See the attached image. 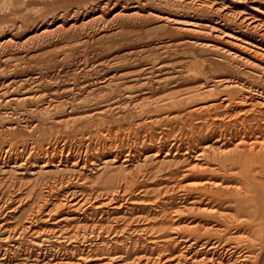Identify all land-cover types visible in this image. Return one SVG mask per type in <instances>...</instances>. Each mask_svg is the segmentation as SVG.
Returning <instances> with one entry per match:
<instances>
[{
    "label": "rangeland",
    "instance_id": "374dc122",
    "mask_svg": "<svg viewBox=\"0 0 264 264\" xmlns=\"http://www.w3.org/2000/svg\"><path fill=\"white\" fill-rule=\"evenodd\" d=\"M92 1L66 0L54 4L51 0H0V38L5 32H12L10 35L17 43L0 48V263L96 264L102 261L97 264H163L165 261L166 264H264V200L260 196L264 193V174L255 178L253 171V175L245 173L250 166L242 156H236L237 160L231 159L230 162L217 159L221 165L211 163L212 159L206 160V164L211 163V166L210 171L203 175L193 174L188 169L190 163L197 160L203 146L213 144L224 149L226 145L231 148L238 143L251 144V141V145L255 146L263 142L264 137L245 131L242 123L244 117L233 119L219 112L210 117L205 114L191 117L189 112L194 110V104L183 107L179 104L180 98H168L169 90L183 87L188 82L208 80V85H212L214 79L223 76L248 85L260 83L262 71L254 65L263 66L264 55L255 53V49L252 52L248 48L242 49L243 46L221 34L210 35L208 29L204 33L198 32L199 36H192V40H205L211 45L226 47L232 53L246 55L245 58L252 64L237 60L227 62L222 52L189 47L186 43L188 30L170 29L166 33H153L147 27L155 22L118 24L113 23L111 18L107 20L110 29L106 24H101L83 34H63L52 39L26 41L27 33L47 15L74 8V5L85 9ZM181 8L158 6L159 10H156L167 11L182 20L198 16L206 20L210 17L207 12ZM102 26L107 28L104 30ZM122 28L127 31L116 34ZM161 43L170 45L157 47ZM39 52L42 55H36ZM212 62L216 65H212ZM156 74L159 76L156 77ZM112 76L124 80L117 87L110 86L108 94L94 92L96 87ZM125 91L131 94L133 103L111 108L110 95L123 99ZM147 91L155 96L153 99L157 105L153 103L148 107L137 104L140 95ZM239 92L235 90L234 95L239 96ZM70 96H73L71 101L76 97L73 100L74 110L66 104L55 107L57 101L64 102ZM83 97L92 100L85 103ZM150 112L154 113L152 117L148 115ZM17 113L29 116L30 121L38 122L44 130L42 139L36 140L32 147L29 146L32 138L29 135L26 142L8 139L4 127L14 121ZM7 150L11 155L4 157ZM159 151L158 158L152 157ZM168 152L169 163L164 158ZM73 159L80 164L73 167ZM47 161L50 163L44 168L43 164ZM68 161L71 163L67 164ZM209 181H212L211 184H208ZM213 182L229 188L239 187V184L243 187L245 182V191L242 194L236 190V194L233 191L227 196L221 192L211 194L212 191L204 188ZM246 193H250L249 196ZM206 208L215 210L222 218L216 214L206 217L202 212ZM181 248L185 251L181 252ZM169 250L171 252L167 253ZM209 254L212 261L208 258ZM131 257H134L133 262ZM96 259L98 261L95 262Z\"/></svg>",
    "mask_w": 264,
    "mask_h": 264
},
{
    "label": "bare ground",
    "instance_id": "6f19581e",
    "mask_svg": "<svg viewBox=\"0 0 264 264\" xmlns=\"http://www.w3.org/2000/svg\"><path fill=\"white\" fill-rule=\"evenodd\" d=\"M51 3H56L59 4V2H64L66 0H51ZM82 2V0H81ZM80 2V3H81ZM90 2V1H89ZM92 4H89L88 6H86L85 9H80L78 7H76V5H74V8L68 9V10H60L57 13H51L49 15H45L46 17H44V19H40L41 21L39 23H37L35 25V27L30 30L26 37L28 42H32V41H39L42 39H52L54 37H58V36H64L63 34H74V33H78L81 34L84 31H87L89 29L95 28L100 26L101 24H106L105 26H107V20L109 18H111V21L113 23H118V24H126V22H147V21H152L154 24L147 27L149 29L153 30V33H166V32H170V29H173V31L179 29V30H188L186 31L187 34V39H186V43L189 47L193 48H198V49H203V50H215L217 52H222V54H224L226 56V61L229 62V60H237L240 62L243 61H247L250 63V65L252 64L248 59L245 58V56L243 54L238 55L237 52L236 53H232V51L225 49V48H220L216 45H211L207 42L200 41V40H192V36H199L198 32H202L204 33L205 29H208V34H221V36L226 37V38H230L233 39L234 42H237V45L243 46L241 47L243 48H248V51H251L252 49L257 50V52L255 51V53H261V55H264V0H99L97 1V3H95V0L92 1ZM47 3V2H46ZM50 3V4H51ZM67 3V2H66ZM75 3V2H74ZM79 3V4H80ZM84 3V1H83ZM86 3V2H85ZM95 3V4H94ZM61 4V3H60ZM38 6V5H36ZM43 6V5H42ZM47 6V5H46ZM49 6V5H48ZM52 6V5H51ZM160 7H166L168 9H173V8H179V7H185L189 8V9H196L198 10L200 13L201 12H207L208 15L210 13V17L208 16V18L206 20H201L198 17L197 18H190V19H186V20H182V19H177L176 17L171 16L169 13H167V11L161 12V11H157L156 9H158ZM50 7V6H49ZM81 7V6H80ZM82 8V7H81ZM84 8V7H83ZM181 8V9H182ZM159 10V9H158ZM163 10V9H162ZM164 11V10H163ZM54 12V11H53ZM198 12V13H199ZM48 13V12H47ZM199 13V14H200ZM44 16V15H43ZM195 16V15H194ZM193 16V17H194ZM202 17V16H201ZM41 18V17H40ZM182 18V17H181ZM148 23V22H147ZM115 26V25H114ZM143 26V24H142ZM103 27V26H102ZM108 27V26H107ZM105 27V28H107ZM20 28V26H19ZM104 28V27H103ZM104 28V30H105ZM109 28V27H108ZM118 28V27H117ZM141 28V27H140ZM139 28V30H140ZM99 29V28H98ZM110 29V28H109ZM137 29V28H136ZM16 30V29H15ZM102 30V28H101ZM107 30V29H106ZM131 30V29H130ZM129 30V31H130ZM12 31V29H11ZM117 31V30H116ZM116 31L114 33H116ZM126 29L122 30H118V33H123L126 32ZM134 31V30H132ZM178 31V30H177ZM15 32V31H14ZM98 32V31H97ZM102 32V31H101ZM6 34H4L1 38H0V48L3 47H10L12 45L17 44L15 42V38L14 36L10 35L9 32L7 34V32H5ZM106 33V32H105ZM113 33V35H114ZM198 33V34H197ZM83 34V33H82ZM104 34V33H103ZM109 34V33H108ZM112 34V32L110 33ZM109 34V35H110ZM207 34V32L205 33ZM91 35V34H90ZM100 35V34H99ZM102 35V34H101ZM107 35V33H106ZM122 35V34H121ZM69 36V35H68ZM76 36V35H75ZM114 37V36H113ZM101 39V38H100ZM104 38L102 37V40ZM108 39V38H107ZM111 39V38H110ZM109 39V40H110ZM197 39V38H196ZM225 39V38H224ZM112 40V39H111ZM202 40V39H201ZM83 41V39L81 40ZM90 41V40H89ZM97 41V40H96ZM107 41V40H106ZM18 42V41H17ZM20 42V41H19ZM101 42V41H100ZM167 42V41H166ZM88 43V42H86ZM169 43V42H167ZM167 43H161L159 44V48H163L166 47L170 44L167 45ZM185 43V44H186ZM211 43V42H210ZM239 43V44H238ZM217 44V43H216ZM234 45V43H231ZM184 45V44H183ZM236 45V44H235ZM63 46V45H62ZM152 46V45H151ZM156 47V46H155ZM229 47V46H228ZM152 48V47H150ZM153 49V48H152ZM156 49V48H154ZM197 49V50H198ZM240 49V47H239ZM127 50V49H126ZM125 50V52H126ZM129 50V49H128ZM132 50V49H131ZM136 50V49H135ZM148 50V48H147ZM195 50V49H194ZM246 50V49H245ZM143 51H145V49H143ZM196 51V50H195ZM235 51V50H234ZM243 51V50H241ZM247 51V52H248ZM253 51V50H252ZM251 51V52H252ZM124 52V51H123ZM151 52V51H150ZM198 52V51H197ZM202 52V51H201ZM120 53V52H119ZM133 53V52H132ZM148 53V52H147ZM240 53V52H239ZM243 53V52H242ZM35 54V53H34ZM98 54V53H97ZM118 54V53H117ZM124 54H128V53H124ZM216 54V53H215ZM220 54V55H222ZM248 54V53H247ZM36 55H42V52H39ZM119 55V54H118ZM129 55V54H128ZM133 55V54H132ZM219 55V53H218ZM244 57H243V56ZM256 55V54H255ZM259 55V54H257ZM67 56V55H66ZM125 56V55H124ZM114 57V56H113ZM122 57V56H121ZM120 57V58H121ZM126 57V56H125ZM117 58V56H116ZM214 58V57H213ZM225 58V57H224ZM249 58V57H248ZM251 58V57H250ZM263 58V56L261 57ZM78 59V58H77ZM264 59V58H263ZM207 60V59H206ZM216 60V59H215ZM218 60V59H217ZM225 61V60H224ZM253 61V60H252ZM209 62V61H208ZM235 62V61H234ZM54 63V62H53ZM71 63V62H70ZM211 63V62H210ZM215 63V62H214ZM231 63V62H230ZM244 63V62H243ZM242 63V64H243ZM172 64V63H171ZM208 64V63H206ZM232 64V63H231ZM230 64V65H231ZM246 64V63H245ZM160 65V64H159ZM212 65H216L213 64ZM233 65V64H232ZM241 65V64H240ZM239 65V66H240ZM249 65V64H248ZM249 65V66H250ZM223 66V65H222ZM225 66V65H224ZM223 66V67H224ZM253 66V65H252ZM257 67H260L262 73H261V80H259L260 83L254 84H245L238 82L236 79L232 78V77H219L214 79V83L212 85H208V80L207 81H198V82H192L189 84H185V86L180 87V88H176V89H172L169 90V94H168V98L170 99H176V97L180 98L179 100V104L180 105H184V106H190L191 104H194V110L189 112L191 117L192 116H197L201 114H205L207 117H210L211 114H214L216 112H219L220 114H227V116L229 118H233V119H237V118H242L243 119V128L245 131L250 132V135L253 134H258V136H261L262 138L264 137V65H254ZM160 67V66H159ZM166 67V66H165ZM233 67V66H231ZM235 67V66H234ZM245 67V66H244ZM248 67V66H247ZM167 68V67H166ZM236 68V67H235ZM241 68V67H240ZM238 68V69H240ZM243 68V67H242ZM246 68V67H245ZM255 68V67H254ZM249 69V68H248ZM257 69V68H256ZM203 70V69H202ZM217 70V69H216ZM236 70V69H235ZM242 70V69H241ZM244 70V69H243ZM246 70V69H245ZM251 70V69H250ZM149 71V70H148ZM167 71V70H166ZM222 71V69H221ZM224 71V70H223ZM227 71V70H226ZM229 71V70H228ZM147 72V71H146ZM154 72V71H153ZM160 72V71H159ZM157 71V73H159ZM173 72V71H172ZM225 72V71H224ZM38 73V72H37ZM164 73V71H163ZM166 73V72H165ZM203 73V72H202ZM249 73H251L249 71ZM255 73V72H254ZM252 73V74H254ZM161 74V73H160ZM225 74V73H224ZM242 74V73H240ZM259 74V73H257ZM145 75V73H144ZM154 75V74H153ZM167 75V74H166ZM175 75V74H174ZM190 75H192L190 73ZM217 75V74H216ZM219 75V73H218ZM217 75V76H218ZM223 75V74H222ZM233 75V74H232ZM150 76V75H149ZM156 77L159 75H155ZM162 76V75H161ZM189 76V75H188ZM200 76V75H199ZM226 76V75H225ZM239 76V75H238ZM243 76V74H242ZM246 76V75H245ZM30 77V76H29ZM28 77V78H29ZM166 77V76H165ZM164 77V78H165ZM168 77V76H167ZM244 77V76H243ZM249 77V76H248ZM251 77V76H250ZM255 77V76H254ZM27 78V77H26ZM36 78V77H35ZM163 78V77H162ZM14 79V78H13ZM25 79V78H24ZM159 79V78H158ZM157 79V80H158ZM168 79V78H167ZM203 79V78H202ZM238 79V78H237ZM248 79V78H247ZM257 79V78H256ZM98 80V79H96ZM106 80V79H105ZM124 79L123 78H115L114 76L108 78L106 81L102 82L98 87H96V89H94L95 93H99L102 92L101 94H108L109 92V87L111 86H116L120 85V83H122ZM146 80V79H145ZM154 80V79H153ZM212 80V79H211ZM18 81V80H17ZM127 81V80H126ZM156 81V80H155ZM163 81V80H162ZM167 80H165L166 82ZM210 81V80H209ZM245 81V80H244ZM257 81V80H255ZM254 81V82H255ZM142 82V81H141ZM165 82L164 85H165ZM213 82V81H211ZM210 82V83H211ZM247 82V81H246ZM10 83V82H9ZM55 83V82H54ZM132 83V82H131ZM138 83V82H137ZM144 84V82H142ZM146 83V82H145ZM250 83V82H249ZM256 83V82H255ZM126 84V83H125ZM158 84V83H157ZM96 85V84H95ZM127 85V84H126ZM146 85V84H145ZM148 85V84H147ZM154 85V83H153ZM221 87H220V86ZM252 85V86H250ZM125 86V85H124ZM158 86V85H157ZM161 86V85H160ZM163 86V84H162ZM170 86V85H169ZM218 86L221 88H218ZM146 87V86H145ZM173 87V86H172ZM56 88V87H55ZM113 88V87H112ZM131 88V87H130ZM151 88V87H150ZM255 88V89H254ZM119 89V87H118ZM124 89V88H123ZM148 89V88H147ZM157 89V88H156ZM159 89V88H158ZM167 89V88H166ZM261 90V92L259 90ZM79 90V89H78ZM77 90V91H78ZM91 90V89H90ZM127 90V89H126ZM129 90V89H128ZM135 90V89H134ZM154 90V89H153ZM152 90V91H153ZM235 90L240 91V95L236 96L234 95ZM76 91V92H77ZM88 91V90H87ZM92 91V90H91ZM120 91V90H119ZM146 91V90H145ZM150 91V90H149ZM159 91V90H158ZM81 92V91H80ZM85 92V91H84ZM121 92V91H120ZM126 93H124V97L123 99L118 98V96L113 97L110 95L109 97V101H110V107L114 108V107H125L129 104H132L133 102L130 99V93H128L127 91H125ZM136 92V91H134ZM143 92V91H142ZM154 92V91H153ZM161 94L162 90L160 91ZM166 92V91H165ZM69 93L71 94V91H69ZM78 93V92H77ZM88 93V92H87ZM238 93V92H237ZM80 94V93H79ZM85 94V93H84ZM112 94V93H111ZM120 94V93H119ZM133 94V93H132ZM135 94V93H134ZM139 94V93H138ZM137 94V95H138ZM167 94V93H166ZM93 95V94H92ZM115 95V94H114ZM165 95V94H164ZM238 95V94H237ZM65 96V95H64ZM81 96V95H79ZM90 96V94H89ZM108 96V95H107ZM158 96V95H157ZM156 96V97H157ZM167 96V95H165ZM30 97V96H29ZM73 97V96H72ZM66 99L64 102H56V106H60L62 104H66L69 105L71 107L72 110H74V106L75 104L73 103L74 99L76 100V97L74 99L71 98ZM101 97V96H100ZM137 97V96H136ZM139 97V95H138ZM153 97H155L153 94H151L150 92L147 91V93H144L142 95H140V97L138 98L137 104H141V105H147L149 107H151V105L153 103H155L156 101L153 99ZM160 96H158L159 98ZM92 98V97H91ZM96 98V97H95ZM164 98V97H163ZM16 99V98H15ZM82 99V98H81ZM84 99V97H83ZM82 99V100H83ZM94 99V98H93ZM101 99V98H100ZM156 99V98H155ZM55 100V99H54ZM92 100V99H91ZM90 98H88L87 100H83L85 103H90L91 102ZM102 100V99H101ZM136 100V99H135ZM161 100V99H159ZM47 101V100H46ZM97 101V100H96ZM165 101V100H164ZM163 101V102H164ZM79 102V101H78ZM83 102V103H84ZM158 102V101H157ZM50 103V102H49ZM49 103H47L49 105ZM161 103V102H160ZM165 103V102H164ZM178 103V102H177ZM197 103V104H195ZM77 104V103H76ZM80 104V103H79ZM82 104V103H81ZM156 104V103H155ZM158 104V103H157ZM156 104V105H157ZM168 104V102H167ZM171 104V102H170ZM55 105V103H54ZM166 105V104H165ZM79 106V105H78ZM77 106V108H78ZM137 106V105H136ZM139 106V105H138ZM183 106V107H184ZM137 108V107H135ZM156 108V107H155ZM175 108V107H174ZM177 108V107H176ZM175 108V109H176ZM182 108V107H180ZM142 109V108H141ZM146 109V108H145ZM162 109V108H161ZM185 109V108H184ZM46 110V109H45ZM150 110V109H148ZM158 110V109H157ZM168 110V109H167ZM191 110V109H190ZM186 111V110H185ZM184 111V113H185ZM28 112V111H27ZM158 112V111H157ZM169 114V113H168ZM71 115V114H70ZM120 115V114H119ZM149 116H153L154 113L150 112L148 114ZM173 115V114H172ZM170 116V115H169ZM188 116V115H186ZM203 116V115H202ZM213 116V115H212ZM217 116V115H216ZM14 117V116H12ZM168 117V116H166ZM177 117V116H176ZM215 117V116H214ZM221 117V116H220ZM146 118V117H145ZM158 118V117H157ZM156 118V119H157ZM190 118V117H189ZM213 118V117H212ZM225 118V117H224ZM228 118V119H229ZM179 119V118H178ZM185 119V118H184ZM197 119V118H196ZM214 119V118H213ZM219 119V117H218ZM222 119V118H221ZM227 119V118H226ZM30 117H26L25 114H21V113H17L14 117V121L12 122H8V124L4 127L7 130V135H8V139L10 141H24L27 140L28 135L31 138V143L29 144V146H34V144L36 143V140H39L41 138L42 133L44 132V130L41 129V124L34 123V121H30ZM60 120V119H58ZM166 120V119H165ZM172 120V119H170ZM195 120V119H194ZM55 121V120H54ZM205 121V120H204ZM216 121V120H215ZM218 121V120H217ZM235 121V120H233ZM240 121V120H239ZM205 122L208 123V121L206 120ZM221 122V121H220ZM203 123V122H202ZM234 123V122H233ZM218 124V123H217ZM223 124V123H222ZM224 125V124H223ZM229 125V124H228ZM236 125V124H235ZM1 126V124H0ZM43 126V125H42ZM219 126V125H218ZM246 126V127H245ZM207 127V126H206ZM209 127V126H208ZM238 127V126H237ZM242 127V126H241ZM240 127V128H241ZM1 128V127H0ZM200 128V127H199ZM210 128V127H209ZM208 128V129H209ZM220 128V126L218 127V129ZM225 128V127H224ZM223 128V129H224ZM233 129V126L231 127ZM205 129V128H204ZM207 129V128H206ZM215 129V128H213ZM216 129V131L218 130ZM197 130V129H196ZM202 130V129H201ZM200 130V131H201ZM226 130V129H224ZM199 131V132H200ZM210 131V130H209ZM207 131V132H209ZM223 131V130H222ZM49 132V131H46ZM52 132V131H51ZM213 132V131H212ZM218 132V131H217ZM211 133V132H210ZM214 133V132H213ZM225 133V132H224ZM229 133V132H228ZM236 133V132H235ZM239 133V132H238ZM253 133V134H251ZM48 133H46L47 135ZM197 134V133H196ZM231 134V133H230ZM246 134V133H245ZM108 135V134H107ZM106 135V136H107ZM201 135V134H200ZM199 135V136H200ZM207 135V133H206ZM210 135V134H209ZM220 135V134H219ZM233 135V134H232ZM241 135V134H240ZM244 135V133L242 134ZM254 135V136H255ZM208 136V135H207ZM218 136V135H217ZM224 136V135H223ZM237 136V135H236ZM235 136V137H236ZM43 137V136H42ZM225 137V136H224ZM228 137V136H227ZM206 138V136H205ZM221 138V137H220ZM231 138V137H230ZM233 138V137H232ZM252 138V136L250 137ZM260 139V137H258ZM42 139V138H41ZM47 139V138H45ZM49 139V138H48ZM264 139V138H263ZM44 140V139H43ZM220 140V139H219ZM230 140V139H229ZM232 140V139H231ZM230 140V141H231ZM47 141V140H46ZM45 141V142H46ZM211 141V140H210ZM241 141V140H240ZM251 141V140H250ZM255 141V140H254ZM39 142H42L41 140ZM44 142V141H43ZM42 142V143H43ZM236 142V141H235ZM244 142V141H243ZM241 142V143H243ZM258 142V141H255ZM13 143V142H12ZM50 143V142H49ZM215 143V142H214ZM218 143V142H217ZM233 142H231L232 144ZM253 143V141H251V144ZM25 144V143H24ZM38 144V143H37ZM164 144V143H163ZM219 144V143H218ZM227 144V142H226ZM230 144V143H229ZM230 144V145H231ZM237 144V143H236ZM248 144V142L244 143V144H237L233 147H226L222 149L220 147H215L213 144L212 145H206L203 146V148H201V153L200 155L197 157V160H194L190 163V165L188 166L189 171H193V174H205L207 172L210 171L209 166H211V163H215L217 162V159L223 160V161H229L231 159H236V156H242L244 157V161L246 162V164H248L249 167V171L247 169V172H250L251 175L252 171L254 173L255 178H258L260 175L264 174V141L263 142H258L257 145H251ZM15 145V143H14ZM22 145V144H21ZM234 145V144H232ZM11 146V145H10ZM28 146V147H29ZM160 146V145H159ZM221 146V145H220ZM12 147V146H11ZM174 147V146H173ZM176 147V146H175ZM8 148V147H7ZM21 148V147H20ZM34 149V148H33ZM132 149V148H131ZM161 149V148H160ZM22 150V149H21ZM138 150V149H137ZM27 151V150H26ZM5 152V151H4ZM160 152H157L156 154L152 155V157L154 158H158L160 156ZM10 153H8V150L4 153V157L8 156ZM142 154V153H141ZM11 155V154H10ZM169 152L165 154V159L167 160V158L169 157ZM63 156V155H62ZM120 156V155H119ZM146 156V155H145ZM176 156V155H175ZM187 155H185L184 157H186ZM195 156V155H194ZM193 156V157H194ZM2 157V156H1ZM69 157V156H68ZM13 158V157H12ZM19 158V157H18ZM41 158V157H40ZM62 158V157H61ZM73 158V156H72ZM119 158V157H117ZM151 158V157H150ZM181 158V157H180ZM195 158V157H194ZM238 158V157H237ZM1 159V158H0ZM148 159V158H146ZM164 159V160H165ZM212 159V160H211ZM10 160V159H9ZM13 160V159H12ZM23 160V159H22ZM71 160V159H70ZM74 160V159H73ZM206 160L210 161V164H206ZM237 160V159H236ZM18 161V160H17ZM75 161V160H74ZM82 161V160H80ZM104 161V160H103ZM113 161H116V159H113ZM155 161V160H154ZM158 161V160H157ZM205 161V162H204ZM15 162V161H14ZM20 162V161H18ZM77 161H75L72 165L73 167L75 165L80 164V162L77 164ZM119 162V161H118ZM126 162V161H125ZM128 162V161H127ZM167 163H169V161H166ZM236 162V161H235ZM239 162V160H238ZM7 163V161H6ZM9 163V162H8ZM49 161H47L46 163L43 164V167L47 168V166L49 165ZM71 163V162H70ZM69 161L67 162V164H70ZM107 163V162H106ZM105 163V164H106ZM111 163V161H110ZM109 163V164H110ZM115 162H113L114 164ZM218 163V162H217ZM220 163V162H219ZM218 163V164H219ZM222 163V162H221ZM22 164V163H21ZM54 164V163H53ZM66 164V162H65ZM66 164V166H67ZM126 164V163H124ZM231 164H235V163H231ZM244 164V163H243ZM25 165V164H24ZM62 165V164H61ZM64 165V164H63ZM221 165V164H219ZM223 165V164H222ZM239 165V164H238ZM245 165V164H244ZM33 166V165H32ZM65 166V165H64ZM65 166V167H66ZM103 166V165H102ZM107 166V165H106ZM111 166V165H110ZM118 166V165H117ZM217 166V165H216ZM229 166V165H228ZM243 166V165H242ZM16 167V166H15ZM20 167V166H19ZM42 167V166H41ZM42 167V168H43ZM70 167V166H68ZM72 167V166H71ZM78 167V166H77ZM98 167V166H97ZM218 167V166H217ZM223 167V166H222ZM251 167H253V169H251ZM43 168V169H44ZM59 168V167H58ZM104 168V167H103ZM108 168V167H107ZM232 168V167H231ZM238 168V167H237ZM247 168V167H246ZM20 169V168H18ZM41 169V168H40ZM39 169V170H40ZM64 169V168H63ZM106 169V168H105ZM187 169V170H188ZM213 169V168H212ZM217 169V168H216ZM219 169V168H218ZM14 170V169H13ZM45 170V169H44ZM43 170V171H44ZM65 170V169H64ZM101 170V169H100ZM103 170V169H102ZM225 170V168H224ZM233 170V169H232ZM244 170V169H243ZM237 171V170H236ZM235 171V172H236ZM219 172V171H217ZM225 172V171H224ZM231 172V171H230ZM216 173V172H215ZM227 173V171H226ZM239 173H242L239 171ZM244 173V172H243ZM242 173V174H243ZM184 174V173H183ZM188 174V173H187ZM210 174V173H209ZM214 174V173H213ZM212 174V175H213ZM248 174V173H247ZM35 175V174H34ZM211 175V174H210ZM222 175H224L222 173ZM32 176V175H31ZM200 176V175H197ZM207 176V175H206ZM220 176V175H218ZM232 176V175H231ZM237 176V175H236ZM253 176V177H254ZM79 177V176H78ZM208 177V176H207ZM212 177V176H211ZM214 177V176H213ZM216 177V176H215ZM238 177V176H237ZM244 177V176H243ZM249 177V176H248ZM31 178V177H30ZM209 178V177H208ZM225 178V177H224ZM234 178V177H233ZM245 178V177H244ZM244 178H240L241 180ZM235 179V178H234ZM239 179V180H240ZM210 180V179H209ZM216 180V179H215ZM230 180H233L232 178ZM230 180L227 182H230ZM246 180V179H245ZM213 181V180H212ZM211 181V182H212ZM218 181V180H217ZM216 181V183H217ZM224 181V180H223ZM237 181V180H236ZM244 181V180H243ZM249 181V180H248ZM205 182V181H204ZM211 182L209 181L208 184H211ZM240 182V181H239ZM247 182V181H246ZM206 183V182H205ZM204 183V184H205ZM238 183V182H237ZM252 183V182H251ZM261 183V181H260ZM213 182V184L211 186L205 187L204 189H208V191H212L210 192L211 194L215 193V192H221L224 193L225 195L228 194L230 195L231 192H235L236 194V190L239 193H242L244 190V185L243 187L240 186L239 187H234V188H229L225 186H223L224 184H215ZM254 184V183H253ZM252 184V185H253ZM229 185V184H228ZM242 185V184H241ZM249 185V184H248ZM255 185V184H254ZM259 185V184H258ZM199 186V185H198ZM201 187H203L202 185H200ZM230 186V185H229ZM237 186V185H236ZM197 187V186H195ZM120 188H122L120 186ZM127 188V187H126ZM199 188V187H198ZM249 188V187H248ZM258 188V187H257ZM123 189V188H122ZM201 189V188H200ZM203 189V188H202ZM251 189V188H250ZM126 190V189H125ZM205 190V192H206ZM204 191V190H203ZM245 191V190H244ZM126 192V191H124ZM255 193V192H254ZM252 193V194H254ZM259 193V192H258ZM123 194V193H122ZM243 194V193H242ZM247 194V193H246ZM250 194V193H248ZM247 194V195H248ZM251 194V195H252ZM218 195V194H217ZM221 194H219L218 196H220ZM223 195V194H222ZM114 196V195H113ZM206 196V195H205ZM227 196V195H226ZM225 196V197H226ZM249 196V195H248ZM254 196H256L254 194ZM263 200H264V193H262L260 195ZM211 197V196H209ZM224 197V198H225ZM214 198V197H212ZM229 198H232L229 196ZM228 199V198H227ZM237 199V198H236ZM255 199V198H254ZM56 200V199H55ZM114 200V199H113ZM225 200V199H224ZM222 199V201H224ZM243 200V199H242ZM211 201V200H210ZM218 201V200H217ZM202 202V201H201ZM209 202V201H208ZM230 202V201H229ZM250 202V201H248ZM253 202V201H252ZM261 202V201H260ZM195 203V202H194ZM240 203V202H239ZM255 203V201H254ZM258 203V202H257ZM241 204V203H240ZM238 204V205H240ZM253 204V203H251ZM262 204L264 205V202H262ZM196 205V204H194ZM210 205V204H209ZM247 205V204H245ZM249 205V203H248ZM208 206V205H207ZM206 206V207H207ZM243 206V205H242ZM255 206V205H254ZM262 206V205H261ZM263 207V206H262ZM249 208V207H248ZM257 208V207H256ZM255 211H258L256 210ZM212 209V208H211ZM195 210V208H193V211ZM200 210V209H198ZM221 210V209H220ZM248 210V209H247ZM246 210V211H247ZM201 211V210H200ZM215 211V210H214ZM208 210L206 209H202V212L204 214H206L207 216H214L216 214V212ZM217 213L218 210H216ZM245 211V210H244ZM245 211V212H246ZM201 212V213H202ZM232 212V211H231ZM249 212V210H248ZM246 212V213H248ZM250 212L254 213L253 210L250 209ZM226 213V212H225ZM235 213V212H234ZM233 213V214H234ZM260 213V212H259ZM264 213V212H263ZM203 214V215H204ZM232 214V213H231ZM217 215V214H216ZM236 215V214H235ZM218 216V215H217ZM220 216V214H219ZM218 216V217H219ZM223 216V215H222ZM231 216V215H230ZM221 217V216H220ZM233 217V216H232ZM236 217V216H235ZM238 217V216H237ZM222 218V217H221ZM229 218V217H228ZM171 222V221H170ZM168 222V223H170ZM85 223V222H84ZM167 223V222H166ZM165 226V225H164ZM176 228V227H175ZM189 228V227H188ZM186 228V229H188ZM193 228V227H192ZM204 230H205V226H203ZM173 228H171L172 230ZM177 229V228H176ZM183 229V228H182ZM184 228V230H186ZM194 229V228H193ZM196 229V228H195ZM201 229V228H200ZM106 230V229H105ZM180 230V228H179ZM177 230V231H179ZM192 230V229H190ZM197 230V229H196ZM199 230V229H198ZM52 231V230H51ZM195 231V230H194ZM193 231V232H194ZM260 231V230H259ZM258 231V232H259ZM196 232V231H195ZM194 232V233H195ZM198 232V231H197ZM26 233V232H25ZM176 233V232H175ZM175 233H173L175 235ZM191 233V232H189ZM263 233V232H262ZM255 234V233H254ZM9 235V234H8ZM171 235V234H170ZM182 235V232L181 234ZM263 235V234H261ZM260 235V236H261ZM176 236V235H175ZM183 236V235H182ZM170 238V237H169ZM173 238V237H172ZM175 238V237H174ZM178 238V237H177ZM182 238V237H181ZM185 238V237H184ZM168 239V238H167ZM170 240V239H169ZM172 240V239H171ZM50 241V240H49ZM179 241V240H178ZM178 241H175L178 242ZM182 242V240H181ZM252 242V241H251ZM173 244V243H172ZM205 244V243H204ZM119 245V243H118ZM127 245V244H125ZM183 245V242H182ZM186 245V243H185ZM188 245V244H187ZM195 246V245H194ZM207 246V245H206ZM188 247V246H186ZM193 247V246H192ZM191 247V248H192ZM165 248V247H164ZM169 248V247H168ZM176 248V246H175ZM179 248V247H177ZM184 248V246H183ZM205 249V247H203ZM209 248V247H208ZM180 249V248H179ZM175 250V249H173ZM182 250V248H181ZM194 250V249H193ZM202 250V249H201ZM201 250L199 252H201ZM211 250V249H210ZM24 251V250H23ZM84 253V250H82ZM185 251L182 250L181 252ZM212 251V250H211ZM210 251V252H211ZM214 251V250H213ZM128 252V251H127ZM166 252V251H165ZM171 251L169 250L170 253ZM173 252V251H172ZM180 252V253H181ZM203 252V251H202ZM201 252V253H202ZM5 253V252H4ZM48 253V252H47ZM179 253V254H180ZM188 253V252H187ZM196 253V252H195ZM194 253V254H195ZM206 253V251H205ZM214 253V252H213ZM7 254V253H6ZM127 254V253H126ZM172 254L175 255V253L173 252ZM186 254V252H185ZM190 254V253H189ZM212 254V253H211ZM36 255V254H35ZM99 255V254H98ZM116 255V254H115ZM128 255V254H127ZM181 255V254H180ZM183 255V254H182ZM200 255V254H199ZM205 255V254H204ZM220 255V254H219ZM62 256V255H61ZM121 256V255H120ZM148 256V255H145ZM166 256V255H165ZM164 256V257H165ZM168 256V255H167ZM172 256V255H171ZM178 256V255H177ZM176 256V258H177ZM207 256V255H206ZM218 256V254H217ZM223 256V255H222ZM84 257V256H83ZM95 257V256H94ZM100 257V256H99ZM99 257H95L98 258ZM122 257V256H121ZM125 257V256H124ZM149 257V256H148ZM160 257V256H159ZM170 257V255H169ZM180 257V256H179ZM182 257V256H181ZM180 257V258H181ZM192 257V256H191ZM194 257V256H193ZM213 257V256H212ZM11 258V257H10ZM82 258V256H81ZM80 258V259H81ZM89 258V257H88ZM91 258V257H90ZM123 258V257H122ZM130 260V257H128ZM132 258V257H131ZM134 258V257H133ZM133 258L131 259L133 262ZM142 258V257H141ZM140 258V259H141ZM144 258V257H143ZM152 258V257H151ZM168 258V257H167ZM174 258V257H173ZM186 258V257H185ZM184 258V259H185ZM201 258V257H199ZM207 258V257H206ZM211 261L212 259L210 258V254L208 257ZM219 258V256H218ZM56 259V258H55ZM86 259V258H85ZM84 259V260H85ZM116 259L119 260V258L117 257ZM139 259V260H140ZM159 259V258H158ZM169 259V258H168ZM182 259V258H181ZM189 259V256H188ZM188 259L186 261H188ZM191 259V258H190ZM196 259V258H195ZM198 259V258H197ZM196 259V260H197ZM208 259V260H209ZM10 260V259H9ZM89 260V259H87ZM102 260V259H100ZM107 260V259H106ZM121 260V259H120ZM123 260V259H122ZM167 260V259H166ZM175 260V259H174ZM173 260V261H174ZM202 260V259H201ZM200 260V261H201ZM204 260L205 257H204ZM203 260V261H204ZM207 260V261H208ZM220 259H218L219 261ZM224 260V259H223ZM92 261V260H91ZM98 261L97 259L95 260V262ZM104 261V259H103ZM110 261V260H109ZM108 261V262H109ZM125 261V260H124ZM146 261V260H143ZM155 261V260H154ZM161 261V260H160ZM172 261V260H171ZM177 261V260H176ZM183 261V260H182ZM191 261V260H190ZM189 261V262H190ZM193 261V259H192ZM198 261V260H197ZM206 261V262H207ZM217 261V260H216ZM62 262V261H61ZM78 262V261H77ZM81 262V261H80ZM102 263V261H99L97 263ZM170 262V261H169ZM194 262V261H193ZM192 262V263H193ZM202 262V261H201ZM209 262V261H208ZM214 262V261H213ZM64 263V262H63ZM62 263V264H63ZM67 263V262H66ZM70 263V262H69ZM82 263V262H81ZM89 263V262H87ZM96 263V264H97ZM112 263V261L110 262ZM120 263V261H119ZM122 263V262H121ZM165 263V261H164ZM163 263V264H164ZM181 263V262H180ZM187 264V262H185ZM184 263V264H185ZM195 263V262H194ZM197 263V262H196ZM199 263V262H198ZM216 263V262H215ZM218 263V262H217ZM226 263V262H225ZM1 264V263H0ZM57 264V263H56ZM61 264V263H60ZM73 264V263H70ZM75 264H78L75 262ZM80 264V263H79ZM83 264V263H82ZM109 264V263H108ZM116 264V263H115ZM118 264V263H117ZM126 264V263H125ZM128 264V263H127ZM131 264V263H130ZM133 264V263H132ZM142 264V262H141ZM158 264V263H157ZM166 264V263H165ZM168 264V263H167ZM200 264V263H199ZM207 264V263H206ZM211 264V263H210ZM220 264V263H219Z\"/></svg>",
    "mask_w": 264,
    "mask_h": 264
}]
</instances>
